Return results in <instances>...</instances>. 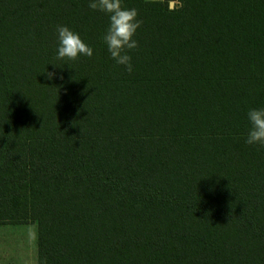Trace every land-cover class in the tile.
I'll list each match as a JSON object with an SVG mask.
<instances>
[{
  "label": "trees",
  "instance_id": "obj_1",
  "mask_svg": "<svg viewBox=\"0 0 264 264\" xmlns=\"http://www.w3.org/2000/svg\"><path fill=\"white\" fill-rule=\"evenodd\" d=\"M170 1L122 0L128 73L90 0H0V223H36L38 264H264V10ZM57 25L93 56L56 60Z\"/></svg>",
  "mask_w": 264,
  "mask_h": 264
},
{
  "label": "clouds",
  "instance_id": "obj_2",
  "mask_svg": "<svg viewBox=\"0 0 264 264\" xmlns=\"http://www.w3.org/2000/svg\"><path fill=\"white\" fill-rule=\"evenodd\" d=\"M88 7L108 16L109 25L102 36L103 43L115 65L123 66L125 71L132 73L134 66L129 53L139 47L134 37L143 24V20L138 18V10L125 7L122 0H90ZM55 32L57 34L56 60L77 62L81 56L87 58L93 56L94 49L68 26L57 25ZM54 76V72L47 73L48 79ZM247 118L250 127L245 143L250 146L264 147V107L249 109Z\"/></svg>",
  "mask_w": 264,
  "mask_h": 264
},
{
  "label": "crops",
  "instance_id": "obj_3",
  "mask_svg": "<svg viewBox=\"0 0 264 264\" xmlns=\"http://www.w3.org/2000/svg\"><path fill=\"white\" fill-rule=\"evenodd\" d=\"M0 264H38L35 222L0 223Z\"/></svg>",
  "mask_w": 264,
  "mask_h": 264
},
{
  "label": "rangeland",
  "instance_id": "obj_4",
  "mask_svg": "<svg viewBox=\"0 0 264 264\" xmlns=\"http://www.w3.org/2000/svg\"><path fill=\"white\" fill-rule=\"evenodd\" d=\"M174 2V7L179 8L182 6L181 0H171ZM170 1V2H171ZM181 2V3H180ZM256 12L257 15H261V9L264 10V0H225L222 2L216 1V3H209L203 10L209 15L215 12L216 18L220 21L221 16H225L229 19L233 17H239V15L250 14V9ZM222 18V17H221Z\"/></svg>",
  "mask_w": 264,
  "mask_h": 264
},
{
  "label": "water",
  "instance_id": "obj_5",
  "mask_svg": "<svg viewBox=\"0 0 264 264\" xmlns=\"http://www.w3.org/2000/svg\"><path fill=\"white\" fill-rule=\"evenodd\" d=\"M173 6H174V2L171 1V2H170V7L173 8Z\"/></svg>",
  "mask_w": 264,
  "mask_h": 264
}]
</instances>
